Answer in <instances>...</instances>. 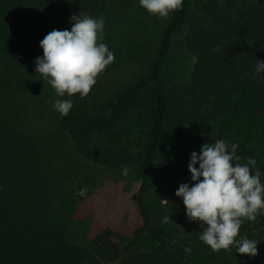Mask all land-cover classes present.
<instances>
[{
    "label": "trees",
    "instance_id": "trees-1",
    "mask_svg": "<svg viewBox=\"0 0 264 264\" xmlns=\"http://www.w3.org/2000/svg\"><path fill=\"white\" fill-rule=\"evenodd\" d=\"M133 3L0 0V264H264L239 261L234 247L214 252L199 239V224L167 227V215L156 205L157 220L147 201L159 185L157 166L177 155L175 165L189 173L190 154L219 139L237 143L239 162L253 157L264 173V79L255 74L257 58L264 61V0H183L156 47L132 39L128 57L123 60L125 51L118 56V68L133 61L146 72L98 104L92 90L83 99L58 97L36 74L34 61L43 55L37 25L42 40L49 29L70 30L72 15L102 16L105 43L108 26ZM177 37L194 59L183 85L166 82ZM26 42L38 45L39 52L14 68L8 50ZM173 68L177 75L180 67ZM31 74L44 85L42 105L53 99L73 102L67 116L54 110V121L44 128L23 127L17 110L36 91L25 86ZM64 137L67 147L61 150L58 139ZM108 170L120 181L134 180L129 185L139 183L133 229L95 227L76 205L59 209L62 194L74 198L86 176L103 177ZM257 233L264 236V214L245 220L240 229L248 239Z\"/></svg>",
    "mask_w": 264,
    "mask_h": 264
},
{
    "label": "clouds",
    "instance_id": "clouds-1",
    "mask_svg": "<svg viewBox=\"0 0 264 264\" xmlns=\"http://www.w3.org/2000/svg\"><path fill=\"white\" fill-rule=\"evenodd\" d=\"M149 14L167 19L181 9L183 0H139ZM105 18L72 15L70 30H52L41 41L42 57L34 63L41 80L47 81L58 97H86L97 83V77L115 58L103 43ZM255 74L264 79V61L257 58ZM55 111L67 116L73 108L71 99L50 101ZM239 145L223 139L204 143L199 153L190 154L188 171L191 184L182 183L175 192L181 198L186 216L199 222V239L214 252L236 249L241 256L256 257L258 241L240 236L245 220L255 221L264 214V173L257 160L246 157L240 163ZM198 165V167H197ZM127 168L122 170L127 175ZM170 217H165V221ZM191 248H185L191 253Z\"/></svg>",
    "mask_w": 264,
    "mask_h": 264
},
{
    "label": "rangeland",
    "instance_id": "rangeland-1",
    "mask_svg": "<svg viewBox=\"0 0 264 264\" xmlns=\"http://www.w3.org/2000/svg\"><path fill=\"white\" fill-rule=\"evenodd\" d=\"M138 3L139 0H134L133 5L130 4L125 10H122V15H118L107 28L105 33L106 41L104 42L109 50L114 52L116 57L97 77V83L92 88V91L96 95L95 97L99 96L96 100V104L107 100L113 93L136 82L146 72L147 67L133 61L131 63H126V65L129 66L123 65L118 68L116 66L117 58L122 51H125V48L128 47L127 44L130 43L132 39H139L140 42L149 43L150 47H156L162 30L170 19L171 14L167 19H163L151 14L142 13L137 6ZM35 29L37 32L36 39L40 42V37L43 34L42 27L41 25H37ZM49 31L51 32L50 29ZM176 39L168 60L169 69L168 73H166V82L175 81L183 85L187 84L190 80L194 59L184 52L181 38L177 37ZM37 48L38 45L36 46L33 42H26V44L22 46L19 45V47H14L12 51L8 50L10 64L12 63V66H15L14 68H18L20 62L32 59L38 54L39 50ZM124 53L125 56L122 57L123 60L128 57L127 52L125 51ZM25 64L30 67L31 71V65ZM174 65L176 68L180 67L177 70V75L172 73L173 71L175 72L173 68ZM36 76L32 74L26 76L27 80L25 86L27 85L32 90L36 91L17 108L18 112L22 111V117L25 118L23 120L24 123H22L23 127L29 129L31 127L34 129L40 127L44 128L55 119L52 105L48 102L43 105L41 103L42 96L40 94H44V91L41 93L39 89L44 85L39 82L40 77L36 78ZM29 112L36 113L38 116L33 117ZM42 113H44L43 116ZM18 125H20L19 121L17 123V126ZM65 139V137L58 139V142L63 144L61 150L67 147L66 144H64ZM174 158L178 159V156H170L165 160L166 164L157 166L159 185L157 191L153 192L151 196H148L147 201L149 205H152L154 214H158L156 211L157 205L161 215L166 214L167 217H170L166 222L167 227L198 225L199 222H192L187 218L182 199L175 195L180 184H191V175L185 171V168H178L180 166H178V163L175 165ZM103 175V177L100 176L98 178L94 175L86 176L79 189L74 192V198H71V196L66 193L70 200L66 199L62 194V203L59 209L64 207L73 208L76 205V211L80 212L82 214L81 216L91 219L95 227L109 224L118 230L133 229L135 226L134 197L137 193L139 183H136V185H129L127 183H132L134 180L120 181V179L116 177L115 172L111 170L104 172ZM154 202H156L155 205H153ZM156 214L155 217L160 221L159 216ZM260 237L264 238L263 235L257 233L251 238V240L258 241V255L256 257L250 258L241 256L236 253L235 249L233 250L238 255L239 261H242V259L245 261H247L246 259L250 261H264V243L263 246L261 244L264 239L260 240Z\"/></svg>",
    "mask_w": 264,
    "mask_h": 264
}]
</instances>
